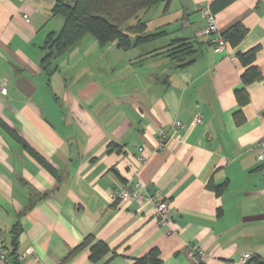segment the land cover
I'll list each match as a JSON object with an SVG mask.
<instances>
[{
    "label": "crops",
    "instance_id": "crops-1",
    "mask_svg": "<svg viewBox=\"0 0 264 264\" xmlns=\"http://www.w3.org/2000/svg\"><path fill=\"white\" fill-rule=\"evenodd\" d=\"M55 2L0 0V230L15 264H134L152 249L160 264L264 259V0H163L144 16L162 37L125 51L87 37L44 69L46 37L63 25ZM237 24V47L212 44ZM177 39L192 42L183 68L166 52ZM253 48L261 80L240 103L237 54ZM137 184L143 204L114 200ZM88 236L110 248L98 262L89 247L73 253Z\"/></svg>",
    "mask_w": 264,
    "mask_h": 264
},
{
    "label": "trees",
    "instance_id": "trees-1",
    "mask_svg": "<svg viewBox=\"0 0 264 264\" xmlns=\"http://www.w3.org/2000/svg\"><path fill=\"white\" fill-rule=\"evenodd\" d=\"M162 1L74 0L68 2L56 0L51 9V16L61 17L63 25L58 32H50L46 37L42 47L45 51L42 60L43 68L48 69L52 61L87 37L94 38L100 46L116 41L118 47L124 51L162 37L163 32L148 34L146 32L147 23L144 19L145 14ZM246 34L247 29L237 24L221 34V39L235 48L243 41ZM167 47L168 57L176 61L179 68L188 64L186 59L192 54V42L177 39ZM258 51V48H253L244 54H237V58L244 68L240 76L242 88L235 91L236 99L240 103H245L247 99L245 87L261 80V73L254 65ZM217 191L219 192V190ZM15 228L18 231L17 227ZM14 241H16V237H14ZM87 247H89V259L92 262H98L110 253V248L104 242L96 241L92 236L85 238L73 250V253ZM160 263L157 249L150 250L144 257L134 261V264ZM243 264H264V259L259 255H252Z\"/></svg>",
    "mask_w": 264,
    "mask_h": 264
},
{
    "label": "built area",
    "instance_id": "built-area-1",
    "mask_svg": "<svg viewBox=\"0 0 264 264\" xmlns=\"http://www.w3.org/2000/svg\"><path fill=\"white\" fill-rule=\"evenodd\" d=\"M202 16L205 19L206 22V27L204 29L205 34H216L217 33V26H216V20L215 16L210 12L208 8L202 9ZM213 45H216L217 47H220L224 44V41L217 35L213 37L211 40ZM0 95L1 96H6L7 91L6 88L4 87L3 83H0ZM201 119L199 116H196L194 118V123H200ZM177 127H181V124L178 122L176 123ZM164 132L160 133L159 140H158V145L159 147L162 146V143L165 138ZM256 150L259 155L260 159V173L262 177V194H263V200H264V136L257 142L256 145ZM141 151V150H140ZM144 156L141 154V156L138 158V161L142 163L144 161ZM114 200L118 201H134L137 204H143L145 199H146V188L141 185L137 184L135 189H118L114 191ZM155 212L156 216L158 218V223L160 226H168L169 224V207L166 202H161L157 201L155 202ZM263 210H264V203H263ZM190 255H194V252L190 251ZM196 256L202 260L205 258L206 254L203 251H198L196 253ZM250 258V255L244 254L241 258L242 262L244 263ZM0 264H15L14 260L12 257L9 255V253L6 250V247L4 245V241L1 235V230H0Z\"/></svg>",
    "mask_w": 264,
    "mask_h": 264
}]
</instances>
